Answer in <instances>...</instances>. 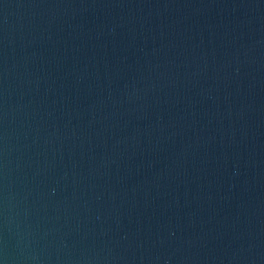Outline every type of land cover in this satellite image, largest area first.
<instances>
[{
	"label": "water",
	"instance_id": "95a60500",
	"mask_svg": "<svg viewBox=\"0 0 264 264\" xmlns=\"http://www.w3.org/2000/svg\"><path fill=\"white\" fill-rule=\"evenodd\" d=\"M0 264H264V0H0Z\"/></svg>",
	"mask_w": 264,
	"mask_h": 264
}]
</instances>
